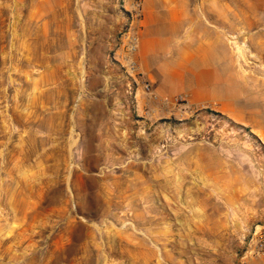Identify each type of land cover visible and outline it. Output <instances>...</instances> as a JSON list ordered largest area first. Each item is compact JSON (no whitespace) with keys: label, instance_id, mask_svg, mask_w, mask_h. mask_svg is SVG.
Masks as SVG:
<instances>
[{"label":"rangeland","instance_id":"rangeland-1","mask_svg":"<svg viewBox=\"0 0 264 264\" xmlns=\"http://www.w3.org/2000/svg\"><path fill=\"white\" fill-rule=\"evenodd\" d=\"M86 1L0 0V264L262 257L264 0H185L231 64L215 106L145 99L135 4Z\"/></svg>","mask_w":264,"mask_h":264},{"label":"crops","instance_id":"crops-1","mask_svg":"<svg viewBox=\"0 0 264 264\" xmlns=\"http://www.w3.org/2000/svg\"><path fill=\"white\" fill-rule=\"evenodd\" d=\"M106 1L87 0L86 3ZM141 15L136 25L139 39L134 56L138 67L133 74L137 92L145 95L143 86L149 84L160 99L185 96L191 106H215L220 99H234V95L223 96L221 92L225 82L233 86L231 64L224 60L227 56L222 51L214 49L217 41L211 30L201 26L197 30L199 26L192 19L185 0H143ZM124 23L125 18L117 11V30ZM250 264H264V255Z\"/></svg>","mask_w":264,"mask_h":264},{"label":"built area","instance_id":"built-area-1","mask_svg":"<svg viewBox=\"0 0 264 264\" xmlns=\"http://www.w3.org/2000/svg\"><path fill=\"white\" fill-rule=\"evenodd\" d=\"M122 3L135 4L133 6V11L131 13V22L127 27L126 31L121 33L119 37L120 44H123V56H121V61L125 62L126 72L131 75L135 74L138 64L134 59V56L138 50V33H137V22L141 19V6L143 0H121ZM136 22V25H134ZM120 61V62H121ZM144 90L149 94L150 98L156 100L158 96L153 93L152 87L149 84H145ZM260 248L264 247V244H259Z\"/></svg>","mask_w":264,"mask_h":264},{"label":"bare ground","instance_id":"bare-ground-1","mask_svg":"<svg viewBox=\"0 0 264 264\" xmlns=\"http://www.w3.org/2000/svg\"><path fill=\"white\" fill-rule=\"evenodd\" d=\"M238 53H240V52H238ZM241 55V54H240Z\"/></svg>","mask_w":264,"mask_h":264}]
</instances>
